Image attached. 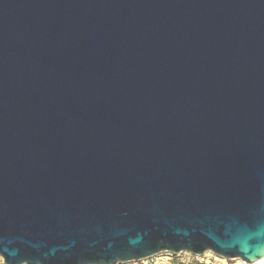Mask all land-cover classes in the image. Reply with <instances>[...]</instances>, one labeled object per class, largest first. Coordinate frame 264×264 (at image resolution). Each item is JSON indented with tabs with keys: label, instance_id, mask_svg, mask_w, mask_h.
<instances>
[{
	"label": "water",
	"instance_id": "water-1",
	"mask_svg": "<svg viewBox=\"0 0 264 264\" xmlns=\"http://www.w3.org/2000/svg\"><path fill=\"white\" fill-rule=\"evenodd\" d=\"M167 252L264 258V0H0L4 264Z\"/></svg>",
	"mask_w": 264,
	"mask_h": 264
},
{
	"label": "rangeland",
	"instance_id": "rangeland-1",
	"mask_svg": "<svg viewBox=\"0 0 264 264\" xmlns=\"http://www.w3.org/2000/svg\"><path fill=\"white\" fill-rule=\"evenodd\" d=\"M235 260H227L220 257L213 252H206L202 256H197L189 252H182L180 254L162 253L150 259H145L135 263L145 264H173L177 262L198 263V264H234ZM0 263L4 264L0 257Z\"/></svg>",
	"mask_w": 264,
	"mask_h": 264
},
{
	"label": "bare ground",
	"instance_id": "bare-ground-1",
	"mask_svg": "<svg viewBox=\"0 0 264 264\" xmlns=\"http://www.w3.org/2000/svg\"><path fill=\"white\" fill-rule=\"evenodd\" d=\"M234 264H264V258L257 260L255 262H252V263H247V262L238 258V259H235Z\"/></svg>",
	"mask_w": 264,
	"mask_h": 264
},
{
	"label": "trees",
	"instance_id": "trees-1",
	"mask_svg": "<svg viewBox=\"0 0 264 264\" xmlns=\"http://www.w3.org/2000/svg\"><path fill=\"white\" fill-rule=\"evenodd\" d=\"M1 264V263H0ZM131 264H145V263H131ZM173 264H198V263H185V262H175Z\"/></svg>",
	"mask_w": 264,
	"mask_h": 264
},
{
	"label": "snow or ice",
	"instance_id": "snow-or-ice-1",
	"mask_svg": "<svg viewBox=\"0 0 264 264\" xmlns=\"http://www.w3.org/2000/svg\"><path fill=\"white\" fill-rule=\"evenodd\" d=\"M233 255H235V254H233Z\"/></svg>",
	"mask_w": 264,
	"mask_h": 264
}]
</instances>
